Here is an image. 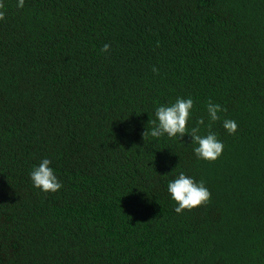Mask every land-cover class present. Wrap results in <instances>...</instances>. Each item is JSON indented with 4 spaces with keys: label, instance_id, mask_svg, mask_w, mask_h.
Returning a JSON list of instances; mask_svg holds the SVG:
<instances>
[{
    "label": "trees",
    "instance_id": "trees-1",
    "mask_svg": "<svg viewBox=\"0 0 264 264\" xmlns=\"http://www.w3.org/2000/svg\"><path fill=\"white\" fill-rule=\"evenodd\" d=\"M0 2V264H264V0ZM189 97L202 136L227 109L214 162L143 138ZM45 158L55 193L30 179ZM180 172L211 198L177 214Z\"/></svg>",
    "mask_w": 264,
    "mask_h": 264
},
{
    "label": "clouds",
    "instance_id": "clouds-1",
    "mask_svg": "<svg viewBox=\"0 0 264 264\" xmlns=\"http://www.w3.org/2000/svg\"><path fill=\"white\" fill-rule=\"evenodd\" d=\"M25 0H18L17 7L23 8ZM5 6L0 2V9ZM5 19V12L0 11V20ZM110 45L104 44L101 52L108 53ZM153 72L158 73V69L153 67ZM194 107V101L191 97L177 98L170 106L161 105L155 109L156 121L151 123L155 125L151 132L148 130L143 132V138L149 134L154 138H159L165 134L169 138H182L185 134L191 137V143L197 145L194 148V153L198 159L209 162L217 160L223 152L224 145L218 140L217 135L211 131V122L220 119L218 113L224 111L219 104H214L211 99L207 101V113L210 118V123L206 125L208 132L206 135H200L201 127L205 125L203 117L196 121V126L188 129V120L191 110ZM158 121V123H157ZM223 127L230 134H235L238 125L235 120L225 119ZM52 161L48 158L43 159L37 167H34L30 172V179L35 188L40 189L45 193H55L62 188V183L58 180L56 174L50 164ZM167 190L171 195L172 200L178 205L174 210L177 214H181L184 210L191 211L201 205H206L211 198L209 189L205 186V181L196 182L193 178L186 176L180 172L178 178L169 181Z\"/></svg>",
    "mask_w": 264,
    "mask_h": 264
}]
</instances>
